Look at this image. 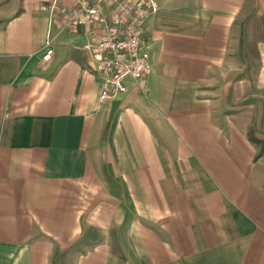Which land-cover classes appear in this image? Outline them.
Wrapping results in <instances>:
<instances>
[{"label":"crops","instance_id":"crops-1","mask_svg":"<svg viewBox=\"0 0 264 264\" xmlns=\"http://www.w3.org/2000/svg\"><path fill=\"white\" fill-rule=\"evenodd\" d=\"M156 2L148 93L101 102L93 28L0 0V264H264V9Z\"/></svg>","mask_w":264,"mask_h":264},{"label":"built area","instance_id":"built-area-1","mask_svg":"<svg viewBox=\"0 0 264 264\" xmlns=\"http://www.w3.org/2000/svg\"><path fill=\"white\" fill-rule=\"evenodd\" d=\"M57 1L59 33L93 28L87 49L94 54L103 80L100 101L127 94L130 83L146 94L150 60L146 32L148 22L160 12L156 0H75L72 6L60 8ZM53 53L49 48L43 60L51 61Z\"/></svg>","mask_w":264,"mask_h":264},{"label":"rangeland","instance_id":"rangeland-1","mask_svg":"<svg viewBox=\"0 0 264 264\" xmlns=\"http://www.w3.org/2000/svg\"><path fill=\"white\" fill-rule=\"evenodd\" d=\"M247 3H249L251 5L254 4V3H256L257 4V7L259 9H264V0H247ZM147 93H148V91H147ZM249 103H252V100L251 99L249 101L244 102L243 106H246ZM253 115H254V118H255L256 117L255 114H253ZM254 120H252V121H254ZM257 120H258V123H259L260 122V118H258ZM262 122L263 123L261 124V127L260 128H257L256 132H255V129L253 127L249 131L250 132L249 134H251L252 139L260 142V144L259 143L258 144L256 143V145L258 146L260 152L262 150H264V114H263V120H262Z\"/></svg>","mask_w":264,"mask_h":264},{"label":"trees","instance_id":"trees-1","mask_svg":"<svg viewBox=\"0 0 264 264\" xmlns=\"http://www.w3.org/2000/svg\"><path fill=\"white\" fill-rule=\"evenodd\" d=\"M255 32H254V39L256 42H264V17H259L254 21ZM255 143H259L258 141L252 139ZM261 156L264 155V150L261 151Z\"/></svg>","mask_w":264,"mask_h":264}]
</instances>
